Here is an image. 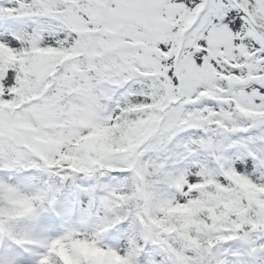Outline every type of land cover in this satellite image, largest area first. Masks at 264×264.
Wrapping results in <instances>:
<instances>
[{
    "label": "snow or ice",
    "instance_id": "6c2138e0",
    "mask_svg": "<svg viewBox=\"0 0 264 264\" xmlns=\"http://www.w3.org/2000/svg\"><path fill=\"white\" fill-rule=\"evenodd\" d=\"M0 264H264V0H0Z\"/></svg>",
    "mask_w": 264,
    "mask_h": 264
}]
</instances>
